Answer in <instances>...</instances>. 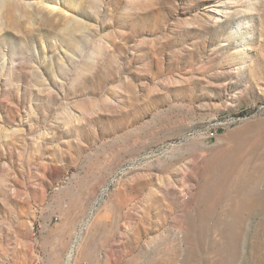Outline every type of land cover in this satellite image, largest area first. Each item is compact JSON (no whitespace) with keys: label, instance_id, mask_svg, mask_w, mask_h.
<instances>
[{"label":"rangeland","instance_id":"obj_1","mask_svg":"<svg viewBox=\"0 0 264 264\" xmlns=\"http://www.w3.org/2000/svg\"><path fill=\"white\" fill-rule=\"evenodd\" d=\"M0 264H264V0H0Z\"/></svg>","mask_w":264,"mask_h":264}]
</instances>
